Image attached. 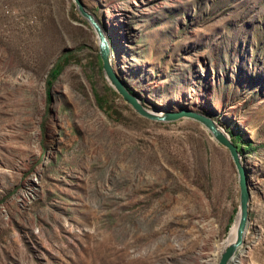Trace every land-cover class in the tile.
Wrapping results in <instances>:
<instances>
[{"label":"rangeland","instance_id":"rangeland-1","mask_svg":"<svg viewBox=\"0 0 264 264\" xmlns=\"http://www.w3.org/2000/svg\"><path fill=\"white\" fill-rule=\"evenodd\" d=\"M82 2L148 108L239 136L250 200L233 264H264V0ZM238 208L228 150L125 102L73 0H0V264H216Z\"/></svg>","mask_w":264,"mask_h":264},{"label":"water","instance_id":"water-1","mask_svg":"<svg viewBox=\"0 0 264 264\" xmlns=\"http://www.w3.org/2000/svg\"><path fill=\"white\" fill-rule=\"evenodd\" d=\"M75 7L79 13L87 20L92 26L98 41L99 58L101 60L102 70L105 77L115 89V91L121 95L122 99L127 102L139 115L154 121L171 122L182 118H189L202 124L207 131L213 136V138L224 146L235 165L238 185H239V208H238V220L236 228V236L232 242L227 244L220 252L216 264H230V260L234 256L236 250L242 245L244 235L247 229L249 220V200L250 191L248 187V174L245 165L241 160V153L237 145L230 138V135L224 130L221 125L210 115L190 109L187 107H180L177 110L174 109H156L148 108L142 100L137 96L125 83V81L119 76L115 70L112 57V48L106 33L101 26L100 22L95 16L87 11L82 0H73Z\"/></svg>","mask_w":264,"mask_h":264},{"label":"trees","instance_id":"trees-1","mask_svg":"<svg viewBox=\"0 0 264 264\" xmlns=\"http://www.w3.org/2000/svg\"><path fill=\"white\" fill-rule=\"evenodd\" d=\"M68 53L61 54V56L58 58L55 65L50 69V71L48 73V78L46 79V91H47V98L48 99L51 98L50 90H51L52 83L57 78L58 74L60 73L62 66H63V63L67 61ZM236 138H239V136H236L232 140H233V142H235L238 149L240 150L241 149V143L238 142L236 140Z\"/></svg>","mask_w":264,"mask_h":264},{"label":"bare ground","instance_id":"bare-ground-1","mask_svg":"<svg viewBox=\"0 0 264 264\" xmlns=\"http://www.w3.org/2000/svg\"><path fill=\"white\" fill-rule=\"evenodd\" d=\"M237 220H238V214L236 215V218L235 220L233 221V223L231 224V226L229 227L228 229V232L225 236V238L221 241V243L218 244L217 243H214V249H215V252H214V257L215 259L217 260L218 257H219V254L220 252L223 250V248L229 244L230 242H232L236 236V228H237ZM247 230V229H246ZM247 232V231H246ZM245 232V234H246ZM216 241V240H215ZM234 260H235V257L233 256L232 259L230 260V264H233L234 263Z\"/></svg>","mask_w":264,"mask_h":264}]
</instances>
